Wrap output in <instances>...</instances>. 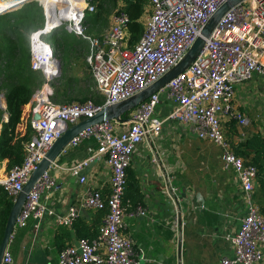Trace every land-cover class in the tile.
Returning <instances> with one entry per match:
<instances>
[{"label": "built area", "instance_id": "1", "mask_svg": "<svg viewBox=\"0 0 264 264\" xmlns=\"http://www.w3.org/2000/svg\"><path fill=\"white\" fill-rule=\"evenodd\" d=\"M6 1L10 0H2ZM15 1L1 6L0 15L29 2L41 8L43 24L29 35L28 51L30 70L42 75L43 84L33 93L32 116L36 113L39 119L31 118L33 134L24 145L21 164L4 176L0 166V188L12 200L66 128L93 118L104 106L123 102L157 82L183 58L208 20L229 0H147L140 20L143 33L132 46L128 43L130 20L123 11L111 15L109 27L101 36L89 33L85 18L95 12L97 0H56L55 4L49 0ZM60 29L87 43L85 61L98 94L103 96L101 103L86 100L59 104L51 100V84L59 64L53 47L43 37ZM204 40L190 66L131 110L125 122L103 121L75 136L67 147L92 138L96 148H88L86 159L68 167L52 163L27 194L14 230L26 228L30 222L37 229L50 217L57 225L71 228L78 218L76 209L56 214L47 205L57 189L51 168L85 183V169L91 163L105 161L110 169L109 193L90 190L80 205L95 212L106 211L97 236L77 239L63 248L57 264H141L144 252H136L135 242L122 235L126 217L146 215L141 208L129 212L128 204L123 202L126 171L137 147L160 135L165 124L174 122L221 150L223 167L233 172L240 190L243 214L238 228L224 237L231 255L221 258L220 264H264V215L254 201L257 169L234 154L222 129L223 121L249 125V120L234 109L236 88L254 77L264 81V0H243L231 7ZM162 103L167 105L164 117L157 116ZM170 183L166 196L176 204L178 190ZM203 208L200 202L192 211ZM2 264H14L8 247Z\"/></svg>", "mask_w": 264, "mask_h": 264}, {"label": "crops", "instance_id": "2", "mask_svg": "<svg viewBox=\"0 0 264 264\" xmlns=\"http://www.w3.org/2000/svg\"><path fill=\"white\" fill-rule=\"evenodd\" d=\"M22 9L23 5L10 13L20 16L18 11ZM41 26L42 22L29 33ZM18 36L22 37L19 44L23 51L21 56H7L6 50L9 48L5 49L6 47L3 52L0 50V132L2 124L8 119L4 97L6 86L23 82L36 90L43 84L38 86V77L43 79L42 75L29 70L28 36L24 33ZM10 39L14 40L15 37ZM72 41L83 42L75 37ZM86 48L87 51H79L81 56L68 62L67 67L72 79H75L76 84L90 99L88 97L72 102L92 100L101 103L103 96L98 94L85 61L87 43ZM60 66L62 71V62ZM248 102L250 106L247 105ZM234 109L249 120V125H254H250L247 130H237L235 135H228L229 140L225 136L227 141L236 144L255 134L264 137L263 80L254 77L238 86ZM166 113L167 105L162 103L157 116L164 117ZM168 123L163 126L160 135L145 140L132 156L129 178L134 183L127 190L125 203L129 206V212L141 208L146 215L126 217L122 235L135 242L136 252H144L145 261L141 264H220L221 258L231 255V248L224 237L238 228V220L243 214L239 187L233 172L224 169L218 147L197 139L174 122ZM236 125L240 126L237 122ZM90 147L96 148V142L92 138L76 147H66L55 164L68 167L80 162L87 158V149ZM50 171L56 178L57 189L47 201L49 208L56 214L76 209L78 219L84 226H95L96 212L80 205L90 190H99L103 195L109 193L110 169L105 161L91 163L85 169V183H80L78 178L58 168L53 167ZM167 182H171L178 190L176 204L166 196ZM200 202H203L204 208L192 211ZM76 241L73 230H64L50 217L42 221L37 229L32 227L31 222L26 228H16L8 250L14 264H57L60 250Z\"/></svg>", "mask_w": 264, "mask_h": 264}, {"label": "trees", "instance_id": "3", "mask_svg": "<svg viewBox=\"0 0 264 264\" xmlns=\"http://www.w3.org/2000/svg\"><path fill=\"white\" fill-rule=\"evenodd\" d=\"M109 1L116 3L118 0ZM119 1L122 3V7L118 8L117 11H123L130 20L128 25V43L130 46H132L139 41L143 33V28L140 24V20L144 14L147 0ZM50 2L54 3L55 0ZM10 4H15V1H0V7L9 6ZM23 7L24 9L21 10L20 16L15 15L16 13H6L0 15V37L2 48H0V50L3 52L4 47H6L5 49L9 48L6 50L7 56H9L10 54L14 55V57L21 56L23 51L22 49L20 50L19 44L22 41V37L18 35L22 36L23 31L28 33L32 28L37 27L38 25H35L38 24V17H40L42 20L41 22H43L41 8L38 7L36 3L29 2L24 4ZM97 7L98 10L99 8L102 9L101 4H99ZM114 13H116V11ZM85 23L89 26V32H91L90 28L92 29V27L94 26L93 24L97 23L96 15L93 16V13L87 14ZM61 30L67 33L65 30L60 29V31ZM56 35L57 33L53 32L49 36L52 40H54L53 38L56 37ZM71 36L73 38L75 37L73 35ZM10 37H15V39H10ZM66 42L69 41L66 40ZM27 58L29 66V51H27ZM42 80L43 79H41L39 76L38 86L43 83ZM51 88V100L57 103L54 97L57 91L55 89V84H51ZM33 93L34 90H32L26 83L23 82H17L6 86L4 97L6 101V113L8 115V119L7 122L2 124V129L0 132V166L3 176L6 175L12 167L21 164L24 155V145L30 141L33 134L30 126L32 110L34 107ZM1 113L2 112L0 111V117ZM121 118L127 120L129 118V112L125 113ZM235 125L236 122L233 120L226 123L228 135L231 136L237 134V128ZM230 145L232 147V151L236 156L242 158L245 161V164L253 165L257 169L254 201L259 207L260 212L264 215V137L260 134H255L251 137L245 138L244 140L236 144L230 142ZM126 176L127 184L123 199L124 203L126 202L125 195L127 194V190L129 186L134 183L133 179L129 178V168L126 171ZM12 201V198H9L6 193H4L0 188V240L3 235V230L9 210L12 205ZM96 214L97 223L92 228H87L77 218L72 224L71 228L68 229L75 232L77 239H94L97 236L98 227L101 224L106 211H99L96 212ZM63 228L65 230L66 227Z\"/></svg>", "mask_w": 264, "mask_h": 264}, {"label": "water", "instance_id": "4", "mask_svg": "<svg viewBox=\"0 0 264 264\" xmlns=\"http://www.w3.org/2000/svg\"><path fill=\"white\" fill-rule=\"evenodd\" d=\"M243 0H229L223 4L217 12L208 20L205 26L200 32V36L195 40L193 45L189 48L183 58L171 68L163 77H161L157 82L149 86L144 91L136 94L135 96L111 106H104L95 116L91 119L83 120L76 125L66 128L61 136L53 142L48 152L45 154L41 162L38 163L35 170L31 173L28 181L23 186L21 192L17 194L15 199L12 201L11 208L9 210L5 227L3 230V235L0 240V264H2V257L5 249L11 240L14 233L16 218L25 202L27 194L32 189L36 181L41 177V175L49 168L52 163H55L58 156L66 149L69 142L78 135L81 131L101 123L103 121L116 120L118 122H125L126 120L121 117L136 108L139 104L144 102L149 96L158 92L160 89L165 87L172 79L177 77L179 74L183 73L190 64L196 59L202 50L204 45V39L208 38L214 29L215 25L219 19L233 6L241 3ZM58 72L60 68V62H58ZM2 97V96H1ZM39 119L38 114L34 113L32 120L36 121ZM179 223V215H178ZM180 247V242L178 243Z\"/></svg>", "mask_w": 264, "mask_h": 264}, {"label": "rangeland", "instance_id": "5", "mask_svg": "<svg viewBox=\"0 0 264 264\" xmlns=\"http://www.w3.org/2000/svg\"><path fill=\"white\" fill-rule=\"evenodd\" d=\"M99 4L102 5V9L99 8L98 10L97 6ZM121 7H122V3L119 0L116 3L110 2L109 0H97L96 9H95V12L93 13V16L96 15L97 23L93 24L94 26L92 27V29L90 28L91 32L89 33L94 36H98L104 33L109 27L111 15L115 11H117L118 8H121ZM18 12L21 13L20 10ZM41 21H42L41 18L38 17V22H37L38 25L41 23ZM88 31H89V26H88ZM32 32L30 33L28 32L29 34L28 33L26 34L23 31V33L26 36H28V39H29V35ZM56 33L57 35L56 37L53 38L54 40H52L50 36L43 37L44 41L48 42L49 45L54 47L53 49L55 52V57L57 58L58 62L60 63L62 62V71L64 72V74H61L62 71H61V66H60L58 75L55 77L56 80L54 81L55 89L57 90L54 97L57 103H70L75 100H80V99L82 100V99L88 98L89 96H86V94L82 91L79 85L76 84L77 82L75 81V79H72V75L68 73L69 68L67 67L68 62L74 61L75 59L81 56V53L87 51L86 42L83 40H81L83 41L82 43H79L77 41L72 42L73 37L63 32L62 30L61 31L58 30V32L56 31ZM66 40H68L69 42H66ZM81 50L82 52L79 53V51ZM247 105L250 106V102H248ZM227 122L228 121L222 122V129L224 131V135L228 139L227 126H226ZM250 125L253 126L254 124H250ZM250 125L247 127H240L238 125H235V126L237 130L243 131L251 127ZM262 131H264V128H262Z\"/></svg>", "mask_w": 264, "mask_h": 264}, {"label": "bare ground", "instance_id": "6", "mask_svg": "<svg viewBox=\"0 0 264 264\" xmlns=\"http://www.w3.org/2000/svg\"><path fill=\"white\" fill-rule=\"evenodd\" d=\"M56 1V0H55ZM52 4H55V2L54 3H52Z\"/></svg>", "mask_w": 264, "mask_h": 264}]
</instances>
